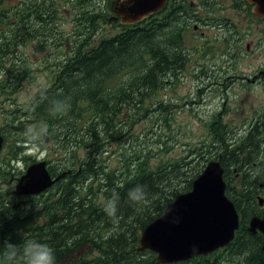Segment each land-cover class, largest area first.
Masks as SVG:
<instances>
[{
  "label": "trees",
  "instance_id": "obj_1",
  "mask_svg": "<svg viewBox=\"0 0 264 264\" xmlns=\"http://www.w3.org/2000/svg\"><path fill=\"white\" fill-rule=\"evenodd\" d=\"M88 5L91 0H0V67L11 55L17 61L21 52L15 46L27 41L32 50L49 49L43 64L55 63L53 75L32 98L3 110L9 118L0 124V134L7 141L14 135L9 148L18 153L45 134L60 151L56 165L47 167L52 177L60 176L49 189L28 200L0 196V242L20 249L29 240L47 244L55 249L57 264H157L153 252L137 250L142 230L189 191L213 159L224 169L225 194L240 216L239 227L226 247L171 264H264L263 235L248 230L252 217H264V202L258 205L264 194V114L254 117L240 140L229 138L228 126L216 116L208 129L210 142L175 139L171 121L177 105L158 91L187 58L155 40L165 21L155 25L149 16L92 41L104 16ZM59 21L71 23V30L60 29ZM5 81H14L13 75ZM119 140L121 148L104 154ZM106 155L115 157L114 166ZM1 160L0 180L3 165L9 166V158ZM137 184L147 186L148 198L132 204L127 193ZM111 196L121 199L117 221L104 211ZM0 264L13 262L4 257ZM15 264H24L22 251Z\"/></svg>",
  "mask_w": 264,
  "mask_h": 264
},
{
  "label": "rangeland",
  "instance_id": "obj_2",
  "mask_svg": "<svg viewBox=\"0 0 264 264\" xmlns=\"http://www.w3.org/2000/svg\"><path fill=\"white\" fill-rule=\"evenodd\" d=\"M110 1L112 0H91V5H88L92 10H101L104 16L103 21H99L97 29L91 33L92 41L109 37L122 28L118 18L110 12ZM65 16L70 18L69 14ZM161 19L167 22V25L163 29H158L155 40L162 45L166 44L172 52L181 53L187 58L184 68L176 73V77L174 75L171 83L158 91V96H164L177 105L173 112L175 118L171 121L174 138H179L185 143H196L203 138L211 139L208 129L213 117L216 116L228 126L230 130L228 137L240 140L249 131L254 117L264 114V79H253V76L260 74V71L264 69V63H262L264 61V41L254 50L255 54L245 49V44L250 43L252 39L263 37L264 33L254 30V32L249 31L248 34L245 31H239L236 34L235 30L224 28L221 34L216 27H212L208 42H205L198 34L203 30L202 28L197 32L193 28L185 27L184 38H182L184 46H182L181 40L174 36L178 31L169 27V18L164 12L156 19L155 25L161 22ZM57 24L61 25L60 29L71 30L69 22L63 24L59 21ZM231 36L239 41L232 42L235 52L228 50L227 52L232 53L231 55L220 56L218 53H222L225 49L224 38L230 39ZM215 41L216 48L208 46ZM30 47L28 41L24 46H15L17 53L21 52L20 58H14L17 60L15 61L11 55L3 67H0V74H2L0 78V124L9 118L2 112L8 109L10 102H13V105L26 103L53 75L55 63L43 64L44 57L50 56L49 49L32 50ZM22 52L28 56V59L31 58L32 63L26 65L21 59L23 58ZM54 59L51 58L49 61L52 62ZM5 68H8L9 73L5 71ZM8 75H13L14 81H5ZM146 123L147 121L144 122ZM1 135L4 137L3 134ZM10 136L9 141L5 139L2 153L0 152L1 163V158L4 161L9 158V166L5 168L3 165L1 175L4 178L0 180V196L5 198L11 196V193L14 194V179L20 176L26 167L41 161H45L47 167L56 165L58 162L56 156L60 152L55 140L44 142L43 139L32 138L23 144V150L18 153L13 145L9 148L11 139L15 138L14 135ZM121 146L120 140L113 141L112 146H105L109 149L105 148L107 151L104 154L110 150L116 151V148H121ZM153 148L156 151V148ZM178 149L170 154L172 156L177 154ZM83 153L84 151L80 150L79 155L82 157ZM163 156L166 155L163 154ZM108 158L109 164L114 166L115 157L109 155ZM8 171L11 173L4 174ZM261 194L264 196L263 193ZM19 196L23 200H28L25 195Z\"/></svg>",
  "mask_w": 264,
  "mask_h": 264
},
{
  "label": "water",
  "instance_id": "obj_3",
  "mask_svg": "<svg viewBox=\"0 0 264 264\" xmlns=\"http://www.w3.org/2000/svg\"><path fill=\"white\" fill-rule=\"evenodd\" d=\"M166 0H116L111 10L122 22L140 21L161 8ZM254 12L264 16V0H247ZM47 141L48 137L44 136ZM3 137L0 135V149ZM45 161L28 166L17 178V194H38L52 185ZM264 182L260 184L263 186ZM223 168L219 161L208 162L193 179L191 189L178 194L166 204L161 216L147 224L141 232L137 250H150L158 264L184 261L205 255L227 245L239 226V216L233 202L225 194ZM263 199L259 198V204ZM248 230L263 235L264 217L250 219Z\"/></svg>",
  "mask_w": 264,
  "mask_h": 264
},
{
  "label": "flooded vegetation",
  "instance_id": "obj_4",
  "mask_svg": "<svg viewBox=\"0 0 264 264\" xmlns=\"http://www.w3.org/2000/svg\"><path fill=\"white\" fill-rule=\"evenodd\" d=\"M163 12L169 18V27L178 31L174 36L181 40L182 46H184L182 38H184L183 30L185 27L187 29L193 28L197 32L202 28L203 30L198 34L200 39H203L205 42H208L210 30L213 29L212 27H216L221 34H223L222 31L224 28L235 30L236 34L239 31H245L248 34L249 31L254 32V30H259L264 33V16L256 14L253 10V4L247 0H167L165 7L158 10L154 14V18L158 19ZM118 21H120V18H118ZM232 36L230 39L227 37L224 38L225 49L222 53H218L220 56H224L225 54L231 55L232 53H228V50L235 52L233 51L235 46L232 42L239 41L234 40ZM263 41L264 36L256 40L252 39L250 43L245 44V49L254 53V50ZM170 45L173 46L172 44ZM208 46L215 47L216 41L210 43ZM255 78L264 79V69L260 71V74L253 76V79Z\"/></svg>",
  "mask_w": 264,
  "mask_h": 264
},
{
  "label": "clouds",
  "instance_id": "obj_5",
  "mask_svg": "<svg viewBox=\"0 0 264 264\" xmlns=\"http://www.w3.org/2000/svg\"><path fill=\"white\" fill-rule=\"evenodd\" d=\"M0 78H2V74H0ZM58 103L64 104L63 101H59ZM65 107H70V105H65ZM26 132L27 130H25V134ZM147 198L148 190L146 185L137 184L135 187L128 190L127 199L132 204L141 203ZM120 200L118 201L111 196L104 202V211L113 221L119 219L117 213L119 211ZM21 251L24 264H57L55 249L47 244L29 240L24 242L22 249H20L11 242H0V258L11 257L13 264H15L16 257Z\"/></svg>",
  "mask_w": 264,
  "mask_h": 264
}]
</instances>
